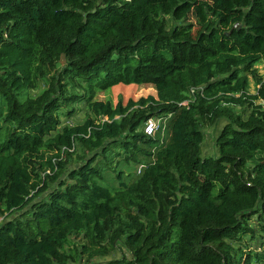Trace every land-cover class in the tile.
Returning <instances> with one entry per match:
<instances>
[{
    "label": "trees",
    "instance_id": "trees-1",
    "mask_svg": "<svg viewBox=\"0 0 264 264\" xmlns=\"http://www.w3.org/2000/svg\"><path fill=\"white\" fill-rule=\"evenodd\" d=\"M263 60L264 0H0V264H264Z\"/></svg>",
    "mask_w": 264,
    "mask_h": 264
},
{
    "label": "rangeland",
    "instance_id": "rangeland-1",
    "mask_svg": "<svg viewBox=\"0 0 264 264\" xmlns=\"http://www.w3.org/2000/svg\"><path fill=\"white\" fill-rule=\"evenodd\" d=\"M188 21H191V22L194 21V17L190 15L188 17ZM255 70L257 72V78L255 77L250 78V87H249L250 93H255L258 87L260 86V83H259L260 80L261 81L264 80V60L255 65ZM42 89L43 87H41L39 91H41ZM151 94L156 95L157 93H156V89L150 84H144L140 86L117 85V86H114L111 90H108L106 92L104 91L98 92L96 98L99 100L109 99V100H112L113 102L122 101L126 103L129 99H138L142 96H149ZM70 108H73L75 110V114L71 118H68L62 115V119H63L62 124L68 125V124L82 122L85 118L84 104L83 103L73 104V105H70ZM155 120H158V119H155ZM158 121L161 125L167 124L166 122H164V120H158ZM225 122H226V119L222 118L217 124L204 128L203 131H204L205 139L202 145L204 157L217 155L218 149L216 147V138L219 135L220 130L222 129ZM6 130L7 128L5 124H3L2 128L0 129V139L4 138L6 134ZM167 136H168L167 129L164 126L163 130H161V137L164 140L166 139ZM255 221H253V223H255ZM255 228L257 230V227ZM257 234H258L257 237H255L254 239H250L249 237H247L246 241L250 245V248L261 250L262 249L261 243L263 240L262 237L264 236V234L260 233L259 231H257ZM121 254L122 253L118 252L117 256L120 257ZM110 257H112V255L107 256V257H99L95 259V262H101L104 260H108L110 259Z\"/></svg>",
    "mask_w": 264,
    "mask_h": 264
},
{
    "label": "built area",
    "instance_id": "built-area-1",
    "mask_svg": "<svg viewBox=\"0 0 264 264\" xmlns=\"http://www.w3.org/2000/svg\"><path fill=\"white\" fill-rule=\"evenodd\" d=\"M160 127L161 124L159 121L151 118L144 123L143 130L145 134L152 136L160 129Z\"/></svg>",
    "mask_w": 264,
    "mask_h": 264
},
{
    "label": "water",
    "instance_id": "water-1",
    "mask_svg": "<svg viewBox=\"0 0 264 264\" xmlns=\"http://www.w3.org/2000/svg\"><path fill=\"white\" fill-rule=\"evenodd\" d=\"M235 27H237V26H235Z\"/></svg>",
    "mask_w": 264,
    "mask_h": 264
}]
</instances>
